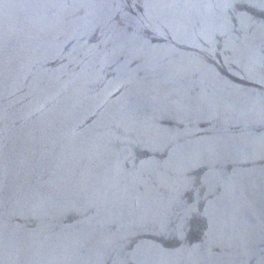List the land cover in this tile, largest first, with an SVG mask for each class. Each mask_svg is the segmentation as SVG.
Returning <instances> with one entry per match:
<instances>
[{
    "label": "water",
    "instance_id": "1",
    "mask_svg": "<svg viewBox=\"0 0 264 264\" xmlns=\"http://www.w3.org/2000/svg\"><path fill=\"white\" fill-rule=\"evenodd\" d=\"M0 264H264V0H0Z\"/></svg>",
    "mask_w": 264,
    "mask_h": 264
}]
</instances>
